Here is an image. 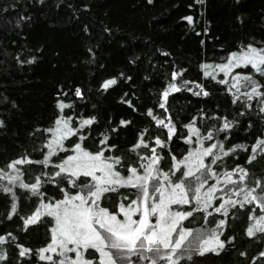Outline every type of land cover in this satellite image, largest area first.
I'll return each instance as SVG.
<instances>
[{
  "label": "trees",
  "instance_id": "trees-1",
  "mask_svg": "<svg viewBox=\"0 0 264 264\" xmlns=\"http://www.w3.org/2000/svg\"><path fill=\"white\" fill-rule=\"evenodd\" d=\"M187 16L193 18L191 24L184 19ZM249 44L264 48V0H0V169L17 177L14 183L8 177L0 178V236L7 238L0 244V255L6 257L0 264H53L41 260L39 250L51 242L54 218L41 215L34 224L25 221L41 204L63 200L65 193L74 195L79 190L70 183L74 178L69 174L55 175L59 171L56 165L75 155V144L81 143L91 153L108 149L105 157H119L121 163L115 170L127 177L129 167L139 168V157L153 155L152 148L160 157L154 167L169 172L172 157L180 161L190 151H202L200 141L205 148L223 144L224 151L237 145L247 150L236 148L224 155L214 149L221 158L211 165L216 175L208 178L201 194L214 184L218 190L207 211H193L183 221V227L192 229L194 236L216 230L223 249L203 255L190 252L191 258L186 255L179 264H264L260 255L264 232L247 235L248 227L264 216L260 207L264 201L244 202L243 207L226 204L221 212L214 211L225 200L243 201V192L234 194L241 188H256L253 195L258 197L264 194V153L258 149L256 159L248 162L252 146L264 139V95L248 99L244 93L251 88L243 79L233 86L237 74L251 76L264 93V75L250 65L233 68L229 74L216 67L225 63L230 53ZM173 72L182 75L173 80ZM110 79L117 83L105 90L102 85ZM169 84L180 90L170 91L165 101L163 93ZM60 103L70 107L61 111ZM149 110L157 120L174 126L170 139L168 128L158 125ZM68 117L73 129L84 119L94 118V123L64 139L66 150L56 148L57 154L47 164L38 163L45 160L46 145L53 135L46 130L54 128L57 119ZM225 118L231 126L219 131ZM121 121L127 123L121 125ZM190 124L199 129V137L185 127ZM208 133H212L211 140L204 139ZM141 135L148 147L141 145L133 151ZM190 135L191 144L186 142ZM80 136L85 139L81 141ZM104 136L108 139L102 145ZM157 138L163 146L155 143ZM21 158L33 163L17 165L19 172L8 168ZM211 159L204 157V162ZM197 162L195 156L189 161L194 171ZM238 169L248 173L243 181H239ZM181 172H176L173 182ZM229 172L237 184L226 183ZM36 177H40L39 195L20 186L35 183ZM89 181L80 176L76 184L82 187ZM257 181L260 187H256ZM137 191L118 187L104 194L100 207L115 212L119 203L127 206L137 199ZM193 207L202 205H173L172 209L187 212ZM221 220L224 225L217 229ZM21 248L31 251L22 257ZM44 255L59 259L56 253ZM67 255L75 258L74 253ZM98 256L92 249L84 253L88 260ZM130 264L150 261L133 255ZM157 264L167 261L157 260Z\"/></svg>",
  "mask_w": 264,
  "mask_h": 264
},
{
  "label": "snow or ice",
  "instance_id": "snow-or-ice-1",
  "mask_svg": "<svg viewBox=\"0 0 264 264\" xmlns=\"http://www.w3.org/2000/svg\"><path fill=\"white\" fill-rule=\"evenodd\" d=\"M197 2L202 3L203 0H197ZM184 19L189 24L193 22L191 16L184 17ZM31 62L29 61V63ZM249 65L256 72L264 75V48L258 49L251 44L243 46L239 52L230 53L226 62L216 65V67L221 72L229 74L233 68L248 67ZM203 67L207 69L211 66L204 65ZM210 74L205 72V75ZM178 75H182V72H173V80ZM233 79L235 81L233 86L239 85L240 80L243 79L246 82L245 86L251 88L250 92L244 93L248 99H251L253 95H264L258 90L260 86L252 80L251 76L240 77L237 74ZM220 82L228 83L227 80ZM116 83L115 79H110L105 81L102 87L106 90ZM173 90L179 91L180 89L175 84H169L168 89L163 93L165 101L169 92ZM81 94V90L77 88L76 95L80 96ZM204 94L207 95V93ZM58 107L62 111L64 108L70 107V105L60 103ZM160 107L163 108L164 104H160ZM261 110L264 111V109ZM148 115L152 116L151 110L148 111ZM152 118L156 120L158 125L168 128L170 139L175 131L174 126L170 127L165 124L164 120H157L155 116H152ZM92 123H94V118L84 119L80 121L78 129H73L70 126L71 117L57 119L55 127L46 130L53 135L50 142L46 145L49 151L45 160L38 163L47 164L48 159L57 154L56 148L61 151L66 150L63 148V140L69 136L77 135L80 129ZM120 123L124 125L127 122L121 121ZM2 124L3 121H0V125ZM230 126V122L225 118L223 127L219 131L226 130ZM185 127L191 129L192 135L200 136L199 129L195 128L194 124L186 125ZM192 135L186 139L189 144L192 143ZM212 138V133H208L204 137L207 140ZM79 139L83 141L85 137L80 136ZM107 139L108 137L104 136L100 143L102 145L106 144ZM155 143L163 146L159 138L156 139ZM141 145L148 147L144 143L143 135H141L139 143L134 146L133 151L141 147ZM200 148L202 151L200 149L195 152L190 151L188 156L180 161H176V158L172 157L173 164L169 172H162L158 167H154L158 165L160 157L155 155L156 150L152 148L151 152L153 155L139 157L142 161L139 168L129 167V175L124 177L119 171L115 170V165L121 163L120 158L105 157L104 152L108 149L102 148L96 153H91L84 149L81 143L75 144L73 149L75 155L68 156L61 164L56 165L59 171L55 175L59 176L61 173L69 174L74 178L70 180V183L79 190L74 195L65 193L63 200L41 204L33 215L25 221L26 225L34 224L41 215H48L54 218V226L51 229V242L47 247L39 250V258L52 261L53 264H117V260H120L121 264H124L125 261L130 264V258L135 255L138 259L150 261V264H157V260H165L167 264H179L180 259L193 251L200 255L209 251L218 253L219 250L223 249L224 242L219 239L216 230L194 236L192 229L183 227V221L191 217L193 211H207L211 206L212 194L218 190L214 184L209 186L207 192L203 193V195L201 194V189L204 188L208 178L216 175L211 171V165L221 158L220 155L214 152V149L219 148L224 155H228L229 152H234L236 148L244 150H247V148L244 145H237L235 148L224 151L223 144H211L205 148L203 141H200ZM258 149L260 153H264V139H258L252 146L253 155L249 158V163L256 159L259 154L257 152ZM194 156L198 160L195 171L192 164L189 163ZM204 157H212V159L206 164ZM26 163H33V161L21 158L11 162L8 168L19 172L16 166ZM182 166H186V171L181 172ZM140 170H143L142 175L138 174ZM238 171L241 173L239 181H243L248 173L245 169H238ZM97 172L100 175H97ZM176 172H181V175L173 182ZM225 175L228 177L227 184L238 183V181L231 179L233 176L232 172ZM80 176L88 177L90 181L81 187L76 184V180ZM5 177H8L10 182L13 183L17 179L16 176L9 177L3 169H0V178ZM150 183L151 194L149 192ZM217 183H219V180H217ZM20 186L30 189L33 194L39 195L40 177H36V182L31 185L21 184ZM118 187L137 189V199L129 201L127 206L123 202L119 203L115 212H110L109 209L100 207L99 201L104 194L115 192ZM256 187H260L259 181L256 182ZM4 191L11 192V188H4ZM255 191L256 188H250L247 191L241 188L234 194L240 195L243 192V201L233 202L231 199L225 200L214 211L221 212L226 204L240 203V206L243 207L244 202L264 201V194L258 197L253 195ZM124 199L126 200L127 197ZM190 204L202 205V207H193L192 211L187 212L172 209L173 205L179 208L182 205ZM15 207V204H13V211H15ZM260 207L264 209V203H260ZM41 209H44V211L42 212ZM208 215H211V213H208ZM136 216H138V219L133 218ZM262 223H264V216L259 217L255 224L248 227L247 235L251 237L256 232H264V226H261ZM223 225L224 221H219L217 229ZM190 237H192L191 240H189ZM6 239L5 236H0V244L6 242ZM70 245L71 247H69ZM89 249L99 254L97 260L85 259L84 253ZM30 251V249L21 248L19 254L23 257ZM49 252L56 253L59 259L53 260L52 255H44V253ZM69 252L74 253L75 258L69 257L67 255ZM260 255L264 256V252ZM5 258V256L0 255V260ZM187 258L190 259L191 256L187 255Z\"/></svg>",
  "mask_w": 264,
  "mask_h": 264
},
{
  "label": "rangeland",
  "instance_id": "rangeland-1",
  "mask_svg": "<svg viewBox=\"0 0 264 264\" xmlns=\"http://www.w3.org/2000/svg\"><path fill=\"white\" fill-rule=\"evenodd\" d=\"M97 175H100V173L99 172H97ZM134 219H138V216H136V217H133Z\"/></svg>",
  "mask_w": 264,
  "mask_h": 264
}]
</instances>
